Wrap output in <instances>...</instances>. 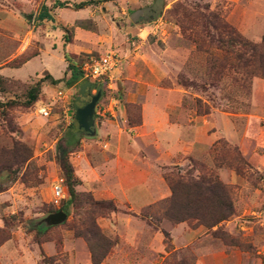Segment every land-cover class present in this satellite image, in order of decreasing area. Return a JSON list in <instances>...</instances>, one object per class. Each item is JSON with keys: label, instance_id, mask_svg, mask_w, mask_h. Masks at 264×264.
<instances>
[{"label": "rangeland", "instance_id": "1", "mask_svg": "<svg viewBox=\"0 0 264 264\" xmlns=\"http://www.w3.org/2000/svg\"><path fill=\"white\" fill-rule=\"evenodd\" d=\"M83 1L92 0H0V264H93L105 251L100 264H264V77L253 49L264 0H93L80 14L60 5ZM44 6L55 18L39 19ZM66 34L87 46L72 55L78 64L85 53L122 57L114 76L88 80L104 91L95 136L76 119L84 80L67 88ZM56 56L59 85L41 64ZM41 101L50 115L37 112ZM171 127L184 134L175 152ZM66 164L78 197L63 223L48 225L42 219L64 210L52 186L69 178ZM177 173L219 177L235 213L213 228L163 218L166 177ZM133 194L149 196L136 203Z\"/></svg>", "mask_w": 264, "mask_h": 264}, {"label": "trees", "instance_id": "2", "mask_svg": "<svg viewBox=\"0 0 264 264\" xmlns=\"http://www.w3.org/2000/svg\"><path fill=\"white\" fill-rule=\"evenodd\" d=\"M159 0L156 1L158 3ZM76 3V2H75ZM63 2L60 5L67 7H73L75 9H82L86 5H91L94 1H83L76 4ZM39 15L40 20L53 19L54 17L50 14V8L48 6L43 7ZM156 16V15H155ZM68 34V33H67ZM66 34V42L71 41V36ZM239 44V43H238ZM242 47H249L248 43H241ZM255 62L259 64L260 72L264 77V51L258 52V49H264V37L260 45H253ZM235 51V55L237 54ZM238 55V54H237ZM239 56V55H238ZM67 61H69L68 69L71 71V76L67 81L68 87H72L84 80L83 90L87 97L93 94V90L96 89V83L84 79L83 71L77 63H73L72 56L70 54L65 55ZM29 60V59H28ZM26 60L25 62H27ZM48 79L51 83L57 84L63 79H55L50 73H48ZM41 81L35 87H32L28 92V103L37 100L40 92ZM0 104H3L0 102ZM7 104H17L14 101L8 102ZM81 136L79 131L71 133L70 139H76ZM79 136V138H80ZM31 154H28L30 158ZM66 172L69 175L68 179H65V186L67 191V198L62 202L61 208L69 213V206L73 202V199L78 197L75 190V184L77 179L73 177V169L70 165H65ZM167 180L171 186L172 195L169 199L164 202L163 218L171 220L173 223H180L187 221L196 225H204L208 228H213L219 225L221 222L229 219L235 213L234 200L232 198L231 189L227 186L219 177L213 176L212 174H205L201 177H193L189 174L177 173L176 178L167 175ZM102 205V204H101ZM60 208V209H61ZM106 208L111 211H117L118 208L113 201L108 200L106 202ZM104 238V237H103ZM105 243H106V238ZM108 251L100 254L98 257L95 253L93 254V264H100L107 256Z\"/></svg>", "mask_w": 264, "mask_h": 264}, {"label": "built area", "instance_id": "3", "mask_svg": "<svg viewBox=\"0 0 264 264\" xmlns=\"http://www.w3.org/2000/svg\"><path fill=\"white\" fill-rule=\"evenodd\" d=\"M80 63L78 64L83 71L84 78L90 81L105 80L110 78V75L119 67L122 62V57L119 52L109 50L101 53H85L80 56ZM60 97L67 94L60 90L58 92ZM52 108L50 104L40 102L37 106V112L40 115L48 116L51 114ZM67 198V191L65 186V178L57 177L53 181L52 186V202L59 206Z\"/></svg>", "mask_w": 264, "mask_h": 264}, {"label": "crops", "instance_id": "4", "mask_svg": "<svg viewBox=\"0 0 264 264\" xmlns=\"http://www.w3.org/2000/svg\"><path fill=\"white\" fill-rule=\"evenodd\" d=\"M76 3H78V2H76ZM92 5V4H91ZM86 6H90V5H86ZM85 6V7H86ZM82 8V9H76V11L75 12H78L79 14L81 13V12H84L83 10H85L86 8ZM64 8H66V7H64ZM49 12H50V14L55 18V16H54V14H52V9H50L49 10ZM64 23H66V25H67V22L66 21H64ZM65 25V26H66ZM81 33L83 34V33H86V31L85 30H82L81 31ZM80 33V34H81ZM112 35V34H111ZM114 35V34H113ZM77 36H79V34L77 35ZM78 38V37H77ZM103 38H105V40H110V41H114L113 39H112V36H110L109 34H108V32H106V34H103ZM64 39H66V36H65V38ZM116 39V41H120V40H118L117 38H115ZM78 39H74V41L75 42H72L73 40L71 39V41H69V42H66V40H65V42H64V46L62 45V47H61V49H65L64 51H65V54H64V58H65V61H67L66 60V57H65V55H66V53L67 54H70L71 56L73 55V56H77V55H79L80 53H83V52H87V49H86V47L87 46H83V45H81V46H79V44H78V42L81 44L82 42H80L81 40H79L78 42ZM77 44V45H76ZM112 45V43H110V46ZM73 47V48H72ZM108 46H107V44H101V48H99L98 47V49L99 50H101L102 51V49H103V51L104 50H106V48H107ZM106 52V51H105ZM33 59H35L34 57L32 58V59H30L29 61H27L26 62V64L28 63V62H30V61H32ZM54 59V61H50V62H44V63H41V64H43L42 66H44V69H47V71L55 78V79H63V76H64V72H63V75H61V74H59V76H55L54 75V73H53V70H54V65H53V63L54 62H57L58 63V65H57V67L56 68H58V70L60 71V64H61V60H62V58H58L57 56L55 57V58H53ZM76 59V58H75ZM75 59H72L73 60V63H77L78 64V62H76V60ZM50 65L52 66V68H53V70L51 69V67H50ZM118 69V68H117ZM116 69V70H117ZM115 70V72H113V76L118 72V70L116 71ZM106 80V79H105ZM62 83H64V82H60V83H58V84H56V85H59V84H62ZM68 89H72L71 87H67ZM66 92H69V90H67ZM68 96V95H67ZM69 97V96H68ZM98 108L99 107H97V114H100L101 112L98 110ZM105 123V122H104ZM103 123V124H104ZM104 131L106 132V123H105V125H104ZM181 131V132H180ZM184 134L182 133V130H180L178 127H171V128H169V130H168V133L166 134V136L169 138V139H171L172 141H171V143H170V145L168 146V148L170 149V151L171 152H175L176 150H177V148L178 147H180L181 146V144L179 143V141H178V136H183ZM137 146H139V147H137ZM141 148V149H140ZM140 152H142V146L141 145H136V147H135V153H136V155L138 154V153H140ZM137 157V156H136ZM82 172H84V171H82ZM83 176L87 179V177L85 176V172H84V174H83ZM147 196H149V195H147ZM146 195L145 196H142L144 199H142V200H145V199H148V197H147ZM131 198H133L134 199V201L137 203H139V202H143L142 200H140V197L138 196V197H135L134 196V194H133V197H131ZM136 199V200H135Z\"/></svg>", "mask_w": 264, "mask_h": 264}, {"label": "water", "instance_id": "5", "mask_svg": "<svg viewBox=\"0 0 264 264\" xmlns=\"http://www.w3.org/2000/svg\"><path fill=\"white\" fill-rule=\"evenodd\" d=\"M93 83V82H92ZM96 93L88 95L81 105L76 107V119L79 123V128L86 136H95L97 134L96 129V115H97V103L104 94L101 84L96 83ZM67 219V213L64 210L49 213L44 219L48 225L60 224Z\"/></svg>", "mask_w": 264, "mask_h": 264}, {"label": "flooded vegetation", "instance_id": "6", "mask_svg": "<svg viewBox=\"0 0 264 264\" xmlns=\"http://www.w3.org/2000/svg\"><path fill=\"white\" fill-rule=\"evenodd\" d=\"M155 8H150V9H148V11H147V17H151V16H154L155 15ZM144 17V16H143ZM97 116V115H96Z\"/></svg>", "mask_w": 264, "mask_h": 264}]
</instances>
